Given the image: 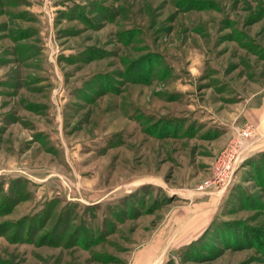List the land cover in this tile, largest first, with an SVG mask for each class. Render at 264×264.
Returning <instances> with one entry per match:
<instances>
[{
    "label": "rangeland",
    "instance_id": "rangeland-1",
    "mask_svg": "<svg viewBox=\"0 0 264 264\" xmlns=\"http://www.w3.org/2000/svg\"><path fill=\"white\" fill-rule=\"evenodd\" d=\"M262 110L264 0H0V264H264Z\"/></svg>",
    "mask_w": 264,
    "mask_h": 264
},
{
    "label": "built area",
    "instance_id": "built-area-1",
    "mask_svg": "<svg viewBox=\"0 0 264 264\" xmlns=\"http://www.w3.org/2000/svg\"><path fill=\"white\" fill-rule=\"evenodd\" d=\"M253 131L250 128H246L242 131L241 138L239 141H235L227 152H225L220 161L217 163L215 170V180L209 183H206L205 186L201 188H211L215 184L221 186H227L233 181V175L236 173V169L239 166V163L242 162V159L246 157L247 152L251 149L254 144L255 138L252 136ZM238 149V156L233 158L231 155L232 152H236ZM237 163V165H236ZM237 166V167H236ZM216 185V186H218Z\"/></svg>",
    "mask_w": 264,
    "mask_h": 264
},
{
    "label": "crops",
    "instance_id": "crops-1",
    "mask_svg": "<svg viewBox=\"0 0 264 264\" xmlns=\"http://www.w3.org/2000/svg\"><path fill=\"white\" fill-rule=\"evenodd\" d=\"M254 120H255L254 122H257L256 120H258V122H257L258 126L263 128V130H264V111L259 113V115L255 116Z\"/></svg>",
    "mask_w": 264,
    "mask_h": 264
}]
</instances>
